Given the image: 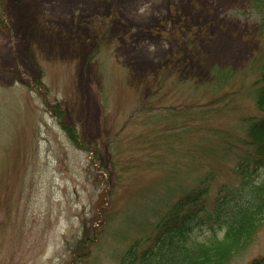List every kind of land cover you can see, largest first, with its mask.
<instances>
[{
  "label": "rangeland",
  "instance_id": "1",
  "mask_svg": "<svg viewBox=\"0 0 264 264\" xmlns=\"http://www.w3.org/2000/svg\"><path fill=\"white\" fill-rule=\"evenodd\" d=\"M249 1L0 0V264H120L202 178L237 183ZM228 264H264V224Z\"/></svg>",
  "mask_w": 264,
  "mask_h": 264
},
{
  "label": "trees",
  "instance_id": "2",
  "mask_svg": "<svg viewBox=\"0 0 264 264\" xmlns=\"http://www.w3.org/2000/svg\"><path fill=\"white\" fill-rule=\"evenodd\" d=\"M249 8L260 17L264 35V0H250ZM255 75L251 94L258 116L242 119L246 128L244 150L232 172L238 181L210 194L214 176L201 179L197 189L168 202L150 234L133 244L120 264H228L250 245L264 224V47L252 61ZM218 86L233 74L214 71ZM61 119L60 112H56ZM70 142L80 147L75 129L59 122Z\"/></svg>",
  "mask_w": 264,
  "mask_h": 264
}]
</instances>
